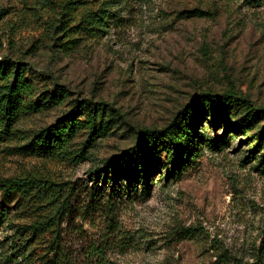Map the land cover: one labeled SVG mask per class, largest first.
I'll return each instance as SVG.
<instances>
[{
  "label": "rangeland",
  "instance_id": "obj_1",
  "mask_svg": "<svg viewBox=\"0 0 264 264\" xmlns=\"http://www.w3.org/2000/svg\"><path fill=\"white\" fill-rule=\"evenodd\" d=\"M113 2L114 17L102 38L61 54L44 39L52 13L42 2L0 0V58L24 63L40 87L58 84L70 99L103 102L119 117L118 128L97 140L91 159L66 164L10 149L0 152V177L51 176L82 200L81 192L91 187L90 170L132 146L136 132L167 126L203 93L231 91L264 107V2L257 8L240 0ZM194 10L204 15L189 17L186 12ZM68 108L67 102L48 107L20 128L47 126ZM200 132L227 144L220 151L196 147L197 159L176 180L165 183L152 173L148 197L122 198L113 236L105 234L98 214L83 224L84 233H68L71 264H97L87 245L103 234L102 264L252 262L264 229V163L240 133L211 125Z\"/></svg>",
  "mask_w": 264,
  "mask_h": 264
},
{
  "label": "trees",
  "instance_id": "obj_2",
  "mask_svg": "<svg viewBox=\"0 0 264 264\" xmlns=\"http://www.w3.org/2000/svg\"><path fill=\"white\" fill-rule=\"evenodd\" d=\"M38 1L52 13L45 20L44 39L51 40L52 49L61 54L76 51L85 41L101 39L114 17L113 0ZM240 1L253 8L264 2ZM186 13L189 17L204 15L195 10ZM3 14L0 10V16ZM38 81L24 63L0 59V152L11 149L16 155L66 164L91 159L97 140L118 128V115L103 102L70 99L63 86L49 82L40 87ZM66 102L69 108L53 123L35 130L20 128L28 117ZM210 125L240 133L249 148L254 143L253 153L264 163V107L231 91L220 95L206 92L167 126L136 132L132 146L90 170L91 187L81 192L82 200L68 183L51 176L0 177V264H71L68 233H84L83 224L91 223L98 214L105 234L113 236L118 230L115 211L122 198L148 197L152 173L168 183L195 162L196 147L222 150L226 139L211 140L208 134H200ZM107 237L103 234L87 245L90 260L97 264L106 261L107 242L103 240ZM237 264H264V229L252 262Z\"/></svg>",
  "mask_w": 264,
  "mask_h": 264
},
{
  "label": "built area",
  "instance_id": "obj_3",
  "mask_svg": "<svg viewBox=\"0 0 264 264\" xmlns=\"http://www.w3.org/2000/svg\"><path fill=\"white\" fill-rule=\"evenodd\" d=\"M1 59V58H0Z\"/></svg>",
  "mask_w": 264,
  "mask_h": 264
}]
</instances>
